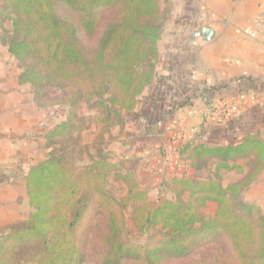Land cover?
Listing matches in <instances>:
<instances>
[{
	"label": "trees",
	"instance_id": "1",
	"mask_svg": "<svg viewBox=\"0 0 264 264\" xmlns=\"http://www.w3.org/2000/svg\"><path fill=\"white\" fill-rule=\"evenodd\" d=\"M0 18L12 24L2 42L23 69L20 83L33 88L40 108L60 109L62 119L45 136L48 159L26 176L28 222L0 233V264H88L93 253L100 264H264V212L244 198L264 171L258 137L180 145L177 167L186 172L164 179L171 198L156 206L134 170L121 173L141 157L104 151L80 163L81 107L97 109L95 119L105 125H123L155 84L166 19L160 0H4ZM50 87L61 97L50 100ZM239 160H248L247 174ZM211 162L216 179L188 176ZM232 171L244 178L224 187L221 175ZM112 177L127 186L121 200L108 191ZM210 203L217 211L205 217ZM129 209L136 232L159 236L132 244Z\"/></svg>",
	"mask_w": 264,
	"mask_h": 264
},
{
	"label": "crops",
	"instance_id": "2",
	"mask_svg": "<svg viewBox=\"0 0 264 264\" xmlns=\"http://www.w3.org/2000/svg\"><path fill=\"white\" fill-rule=\"evenodd\" d=\"M160 5L167 23L157 78L145 92L148 113L161 118L156 125L148 122L153 133L167 131L171 139L175 130L184 131L175 151L186 143L222 146L248 136L264 141V0H160ZM206 26L216 33L214 40L194 39ZM247 29L257 38L247 37ZM220 100L240 101V112L217 122L210 109ZM32 122L17 105L0 100V229L13 225L22 204L30 203L28 169L22 168L30 161L21 160V149ZM237 164L248 173V160ZM259 182L251 189H264V171Z\"/></svg>",
	"mask_w": 264,
	"mask_h": 264
},
{
	"label": "rangeland",
	"instance_id": "3",
	"mask_svg": "<svg viewBox=\"0 0 264 264\" xmlns=\"http://www.w3.org/2000/svg\"><path fill=\"white\" fill-rule=\"evenodd\" d=\"M3 1L4 0H0V8ZM166 15L167 13H163L164 18H166ZM166 23V21H163V29H165ZM11 30V21L6 20L3 22L0 18V100L17 105L18 109L22 110L23 116L25 117L26 115L33 121L32 126L26 132L27 134L24 137L25 141L23 142L24 146L21 149V160L24 163L26 160L30 161L28 162L30 164L29 167L23 164L22 168L27 167L26 169L29 171L35 163H40L48 159L51 150L48 147V141L45 136L61 122V110L58 108H40L36 104L33 88L29 84L20 83L19 78L23 69L18 61L9 53L8 47L2 42L4 33ZM159 42L161 45V39ZM160 73L161 70L159 71V74ZM48 92L50 94V100H56V98L62 95L60 90L53 87H50ZM147 96L148 93L140 98L135 114L125 115V122L123 125H105L97 121L95 118L99 116V111L84 104L79 113L80 122L77 123V125L84 128V131L80 138L75 141H79L81 146L79 158L82 165L90 164L91 156L98 157L104 151H112L120 156L133 159L141 157V162L139 163H137L136 160L127 163L126 166L128 170L122 169L121 173L126 174L127 171L134 170L143 189L148 192L151 204L156 206L164 199L171 198L170 194L166 192L163 186L164 179L177 175L180 176L186 172L185 169L177 167V152L173 149L174 143L176 144L177 141L183 137L185 132H182L180 129L175 130L174 139H172L173 137L167 139V131L164 133L161 131H159V133H153L155 128L150 127L148 122L150 123L153 121L155 123H151V125H156L161 118L158 116H151V114L148 113L146 109ZM104 98L108 100L109 96H105ZM93 101L99 103L101 99L95 97ZM43 104H47V101H44ZM215 120L217 122L224 121L219 118ZM157 129L158 128H156V130ZM23 132H25V130ZM26 144H28V146H26ZM216 164V162H211L207 167L202 169H191L187 172L188 176L195 181L216 179ZM28 171H24V173H28ZM243 178L244 175L232 171L222 174L220 183L224 187H227L230 184L242 181ZM258 183L260 182L255 184L258 185ZM260 188L261 187L249 188L244 193V198L248 202L257 204L264 212V195L262 194L264 189ZM108 191L118 200H121L126 197L128 189L123 182L112 177L109 180ZM18 211L19 215L16 214L17 219L13 224L14 226L26 224L33 212V208L30 203L25 201ZM216 211L217 204L210 203L207 208L202 209V214L205 217H213ZM132 214L133 211L131 209L126 211L127 225L130 231V240L132 244L146 245L151 236H159L157 231H151L148 234H145L146 232H144V234L136 232L131 217ZM9 227L0 229V233L2 231L4 232ZM88 264H100L96 253L91 255Z\"/></svg>",
	"mask_w": 264,
	"mask_h": 264
},
{
	"label": "built area",
	"instance_id": "4",
	"mask_svg": "<svg viewBox=\"0 0 264 264\" xmlns=\"http://www.w3.org/2000/svg\"><path fill=\"white\" fill-rule=\"evenodd\" d=\"M244 34L253 40L256 39L258 35L255 30H251V29L245 30ZM240 110H241L240 101L220 100L211 106L210 113L213 115L215 119L219 118L225 120L226 118L238 114Z\"/></svg>",
	"mask_w": 264,
	"mask_h": 264
},
{
	"label": "water",
	"instance_id": "5",
	"mask_svg": "<svg viewBox=\"0 0 264 264\" xmlns=\"http://www.w3.org/2000/svg\"><path fill=\"white\" fill-rule=\"evenodd\" d=\"M216 33L210 27H202L193 34L195 38H201L204 42H211L214 40Z\"/></svg>",
	"mask_w": 264,
	"mask_h": 264
}]
</instances>
